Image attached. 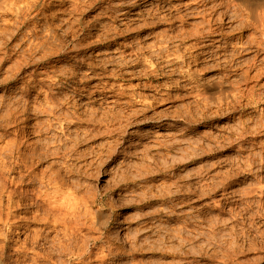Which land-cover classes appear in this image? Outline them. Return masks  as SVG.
<instances>
[{
  "label": "rangeland",
  "instance_id": "obj_1",
  "mask_svg": "<svg viewBox=\"0 0 264 264\" xmlns=\"http://www.w3.org/2000/svg\"><path fill=\"white\" fill-rule=\"evenodd\" d=\"M50 1L59 12L67 10L60 15L59 20L53 22L61 25L59 33L63 34L67 28L66 21L69 17L72 19L67 14L69 3L58 7L61 0ZM120 1L128 2V5L118 8ZM131 1L106 0L103 5H112L109 7L111 13L108 10L107 15H118V19L128 18L124 20L126 24L121 26V31L113 32L114 35L109 37V44L97 45L98 37L86 36L96 31L90 32V28H87L82 34V31L78 32L84 39L81 41V46L85 44L83 50L75 51L72 56L69 55L70 58L64 57L59 62L52 60L50 65L54 66L51 70L58 69V73L75 70L76 80L72 79L74 83L69 81V87H57L67 81L64 77L60 83L52 84L51 80L56 78L53 73L51 80L44 73L29 76L28 72L32 68L20 74L21 77L27 75L25 81L4 85L2 79L6 76V70L14 63L7 62L1 66L0 143L3 145L9 140H27L32 144L48 142L49 151L46 150V159L40 168L51 164L47 166L50 172L52 168L59 170L68 189L71 188L78 195L77 199L86 204L89 201L87 206L92 211L106 214L107 223L102 235L97 230L86 233L83 244L93 248L91 257L75 263L72 253L77 251L71 253L69 250H59L53 242L46 245L48 248L45 251V243L41 241L38 248L34 244L37 251L14 252L18 236L15 233L8 237L4 235L7 227L4 215L7 211L3 209L5 214L2 213L0 219V248L3 249L4 245L5 248L4 251L0 250V255L3 254L0 264H34L33 255L37 264H99L103 256L106 264H264V218L261 220L259 216H253L256 210L264 211V198L261 200L259 188L264 185V129L260 133L240 135L242 131L245 132L243 126L253 128L262 117L264 100L250 104L246 97L240 100L232 113L233 110L224 111L227 110L224 105L219 106L218 101L223 99L216 89L209 91L211 99L205 104L204 100L197 97L195 88H189L182 74L167 76L169 69L179 67L178 57H185L189 46L195 42L193 38L196 31L204 26L202 15L194 11L198 0H142L145 1L142 6ZM155 4L164 5V12L159 10L156 15L149 14L152 9L155 10ZM248 4L249 8L257 12L264 10V0ZM85 9L86 14L75 16L82 19V25H87L89 20L94 21V16L101 10L98 5ZM125 9L127 14L119 15ZM224 10L217 11L214 19ZM181 15L184 16L182 19ZM103 16V13L99 14L98 21L94 22L114 23L115 26L117 22L120 24V21L113 22L112 18ZM211 17L207 15V19ZM224 18L225 31L231 35L225 41L237 47L242 44L250 46L241 57L243 69H249L254 63H260L263 67L264 50L257 52L252 47L257 34H254L251 26H240L242 19L246 20V15L239 19L229 16ZM101 33L96 32L98 35ZM71 39L67 38V42ZM87 43L90 48H86ZM165 47L171 49L173 55L167 51L164 56L160 49ZM205 57L197 62L189 58L184 61L182 58L181 68L198 70L199 80H216L221 76L215 70L218 68L217 62L224 57L216 61L204 59L203 63L198 64ZM89 62L95 64L94 68ZM156 66L160 70L165 67L164 71L155 72ZM243 76L242 71H238L230 76V80L241 81L242 78L244 80ZM39 80L45 81L41 92L37 86ZM174 80L185 86L178 88ZM103 84H106V89L113 88L112 92L105 93L106 96L114 95L108 97L106 102L99 99L103 98L102 95L90 93L100 90ZM246 87L255 88L252 93L254 97L264 94V74L257 79L251 77L242 81L240 90L247 93ZM77 88L82 91L76 95ZM46 94H54L57 100L51 102ZM73 103L76 108H73ZM46 104L52 108L55 106L57 115L65 113L61 115V120H69L70 123L63 121V127L60 128L54 116L48 114L54 109H45L48 106ZM9 110L13 111L12 114ZM71 111L77 113L72 115ZM106 112L110 114L107 116ZM68 115H71L70 119ZM49 124L54 128L52 131L48 130ZM26 130L28 135L24 134ZM8 159L7 162L13 160L10 157ZM0 199L3 204L7 202L6 196H0ZM15 222L12 220L8 224L14 225ZM33 226L36 229L43 228L40 225ZM117 228L123 231L122 235H114ZM94 236L102 238L95 241ZM19 239L21 244L25 235ZM64 243L71 241L65 240ZM39 252L46 257H42Z\"/></svg>",
  "mask_w": 264,
  "mask_h": 264
},
{
  "label": "bare ground",
  "instance_id": "obj_2",
  "mask_svg": "<svg viewBox=\"0 0 264 264\" xmlns=\"http://www.w3.org/2000/svg\"><path fill=\"white\" fill-rule=\"evenodd\" d=\"M109 1H111V0H109ZM132 1H131V3L137 4L140 6H142V4L145 2L142 0H132ZM252 1L258 2L259 0H198L197 6L195 7L196 9L194 11H197L198 14L202 15V17H203L202 24L204 26L201 27L202 29L198 28V30L196 31L195 36L193 38L195 40V42L192 43L191 46H189V49L186 52L185 57L184 58L181 56L178 57L179 60L177 61V63H179L178 64L179 67H174L172 69H169L167 72L165 71L166 73H168L167 76H171V75L176 76V73H178V74H182L184 77H186L185 80L188 81L189 88H191V87L195 88V92L197 93V97L204 100L205 104H207L208 100L211 99V96H209V94H208L209 91H211L212 89H216V91L221 94V99H223V101H224V102L218 101L219 106L221 107L224 105L225 109H227L224 111L233 110L232 113L235 112L236 105L242 99L248 98L247 101L250 104H257L260 101L264 100V94H259L257 97H254L252 95V93L255 92V88H249L248 89L246 87L245 91H247V93L242 92L240 90V85H241L242 81L249 80L251 77H253L255 79L260 78L264 74V66L261 67L260 63L259 64L254 63L250 66L249 69L244 70L243 69L244 65H243V61L241 60V57L243 55V52L246 51L247 49H249L250 46H247V44H245L246 46L242 44L239 47H237L236 45H232L231 43H228L225 41L226 37H230L231 35L227 34V32L225 31V28H226L225 24L226 23H225L224 16H229L230 18H234V17L238 18V17H242V15H246V20L242 19L243 21L240 22V26H242L243 28H247V26H251L255 31L254 34L255 33L257 34L256 38H254V40L252 42L253 43L252 47H255L257 49L256 50L257 52H259L260 49L264 50V10L257 12L255 10L249 8L248 5H250V4H248V3H251ZM137 2H139V3H137ZM67 3H69V5H67ZM105 3H106V0H61L58 7H64L67 5L66 8L69 9L67 14H69V16L72 17V19H70V17H69L68 22L66 21V23H65L67 28L63 31V34H60L59 30L62 29V28H60L61 25H58L57 23L55 25L53 22L59 20L60 15L62 16L63 14H65L67 10L59 12L60 10H56L55 5L54 6L52 5V1H50V0H0V73H1V66L3 63H7V62H10V63L13 62L14 63L12 66H9L7 68L6 76L4 75L5 78L2 79L5 82L3 84L6 85L9 83H17L19 81H25L24 78L27 75H23L21 77L20 74L23 73L24 70H28V69L32 68L31 72H28L29 76H34L36 74L40 75V74L44 73L48 77V79L51 80V78L53 76L51 74L53 73L56 78L53 77L54 79L51 80L52 84H57L60 81V79L64 77L67 81H65V82L61 81L62 83L59 82L60 86H57V87H59L60 89L69 87L70 86L69 81L74 83V81H72V79L76 75L74 73L75 70L74 69H70L69 71L65 70V72H63V73H58L59 70L55 69V68L51 70V67L53 68V66H54V65H50L52 60L55 59L56 62H59L64 57L70 58L73 55L72 54L73 52L81 51L84 49V48H82V46H84L85 44L81 46V44H83V43H81V41L82 40L84 41V39H82L78 35L79 31H82L81 34L84 33L83 30H86L87 28L88 29L90 28L89 29L90 32L102 31V33L99 35L96 34V32H95V33H88V34H86V36L87 37H91V36L98 37L99 38L98 39L99 44H97V45L105 46V45H107L106 43L109 44L111 42L109 37L114 35L113 32L119 33V31H121V26L126 24V22H124L125 19H128L126 17L125 18L122 17L121 19H118V15H116V16L115 15L114 16L107 15L108 10L110 11L109 7L112 5H109V3H108L109 7H104L103 5ZM127 3L128 2L123 1V2L119 3L117 5V7L119 8V7L127 6L128 5ZM97 5H98V8L101 10L99 11V13L97 15L94 16V18H96L94 20L95 22L98 21L97 19L100 17V16L98 17V15L103 13L104 16L102 18H109L110 17L113 19V22L114 21L115 22L120 21V24L117 22V24L115 26L114 23L113 24L108 23V22L107 23H105V22L104 23H101V22L95 23L94 21L89 20L86 22L87 25H82L84 23L82 21V19H78L75 17L76 15H79V14H81V15L86 14L87 10L85 8L91 9V8L97 7ZM115 6H116V4H115ZM154 7H155V10L152 9L150 11L149 9H151V8L148 9V11H150L149 14L151 13V14L156 15V13H159V10H160V12H162L163 9H165L164 5L162 6L161 4H157V5L155 4ZM224 8H225V10L223 12H220V14H219L220 16L217 17L216 19H214V15L217 13V11L222 10ZM127 12L128 11L125 9L119 15H125V14H127ZM105 13H106V15H105ZM110 13H111V11H110ZM207 15H209L210 17L212 16V17L207 19ZM182 17H184V16L181 15V19H182ZM153 21H154V19H153ZM62 23H64V22H62ZM215 24H217L216 27L213 26ZM77 26H79V27L77 28ZM67 38H72V39L69 40L70 42L69 41L67 42ZM223 40H224V42H222ZM104 41H107V42H104ZM217 43H220V44L216 45ZM222 43H223V45H222ZM87 45H88V43H87ZM89 45L86 48H90L91 46H89ZM160 50H161L160 52H162V54L164 56H165V52L171 51V49L166 48V47L161 48ZM169 53H166V54H169ZM17 54H19V56ZM171 54H172V51H171ZM69 55H71V56H69ZM17 56L19 57L18 59H17ZM113 56H115V55H113ZM202 57H205V58H203L200 62H198V64L203 63L204 59H206L208 61H216V59H219V58L221 59V57H224L220 62L219 61L217 62L218 68L215 70L219 71L221 76L218 78L216 77L217 78L216 80H213L211 82L209 80H204V81L199 80L197 78L198 74H199L198 70H194V69L192 70L191 68H189V69L181 68L180 63H181L182 58L184 59V61L189 58L193 62H197ZM72 58H74V57H72ZM163 61H165V60H163ZM262 61H264V59ZM168 62L170 63L171 61L168 60ZM168 62H166V63H168ZM189 63H190V61H189ZM89 64L94 68L95 64L93 65V63H91V62H89ZM163 64H165V63H163ZM171 64L172 63H170L169 65H171ZM153 66H154V64H152V67ZM76 67H80V66L77 65ZM164 68L165 67H163L160 70V67L156 66L154 71L155 72L164 71ZM71 71H73V72H71ZM238 71H242V74L244 75L243 76L244 80H243V78L241 79V81L230 80V76L234 75ZM251 72H254L252 76H250ZM4 74H5V72H4ZM109 76H111V75H109ZM1 78H3V77H1ZM149 78L151 79L152 77H149ZM40 80H43V79L40 78ZM45 80H47V79H45ZM185 80H182V81H185ZM174 81L177 84L178 88H183L185 86V85H181L178 80H174ZM44 85H45V81H40V83L37 84V86L40 87V88H38L39 92L42 91L41 88ZM81 88H83V87H81ZM106 88H107L106 84H103V86L101 87L100 90H98V91L96 90L94 92L91 91L90 93H91V95L94 93L102 95L103 98H99V99H102L104 102H106L108 97L114 96L111 94L109 96H106V94H105L106 92H108V91L112 92L113 91L112 87H110V89H106ZM75 90L76 91L74 94H76V95L79 94L78 93L79 91H82L78 88ZM54 94H48V95L46 94L47 98L53 103L57 100V97L55 96L56 94L55 95ZM63 96H65V95H63ZM71 97H73V96H71ZM77 99H78V97H77ZM67 104H69V102ZM46 105L49 106V104H46ZM48 106H46L47 108H45V109L52 108V107H50L51 105L49 107ZM53 106H54V104H53ZM59 106H58V108H59ZM54 107L52 109H54ZM66 107H68V105H66ZM31 108L34 109V107H31ZM73 108H76L75 103H73ZM9 109H11V107ZM37 109H36V111H37ZM59 110H60V108H59ZM61 110H62V108H61ZM9 111H10L9 113L12 114L13 111L12 110H9ZM36 111H34V112H36ZM31 112H33V111H31ZM41 112H43V111H41ZM4 113H6V112H4ZM45 113H47V112H45ZM56 113L57 112H55V109H54V111L53 110L48 111V114L50 116H54L53 119L57 120V123L59 124L60 128H62L63 127V121L69 122V120H63V121L61 120V115L65 114V113L62 112L63 114H61V115H60V113L58 115ZM70 113L72 115H74L75 113H77V111H74V112L71 111ZM66 114H68V113L66 112ZM108 114H110V113L106 112L107 116H108ZM218 114L219 113H216V115H218ZM34 115H36V114H34ZM106 115H105V117H106ZM13 116H15V115H13ZM70 116H69V119H70ZM80 116H81V113H80ZM3 118H5V116ZM68 122H65V124ZM39 123H35V124H39ZM49 125L50 126L48 127V130L52 131V129H54V128L52 127L51 124H49ZM53 125H54V123H53ZM18 126H19V124H18ZM54 127H56V125ZM243 127L244 128H242V129L245 132L242 131L240 135H246L247 132H249V133H260L264 129V113H263L262 117L259 120H257L255 127H253V128H249L248 126H243ZM58 129H59V127H58ZM25 133H27V135H28L29 132L26 130V131H24V134ZM30 133H33V132L30 131ZM22 135H23V132H22ZM52 135L55 136V134H52ZM1 139L2 138L0 136V142L2 141ZM61 140L62 139H60V141ZM66 140H67V138H66ZM31 142H34V141H31ZM37 143H39V142H37ZM47 143L48 142L40 141L39 144H36V143L32 144V143H29L27 140L25 142H23V141H17L16 142L13 140L12 141L9 140V141H6L3 145L0 143L1 144L0 145V196L1 197H4V196L7 197V199H6L7 204L4 203L6 206H4L2 199H0V219H2V215L5 214V213H3V209H5V211H7L6 214L4 215L6 217L5 219L7 221L6 232L4 233V235L6 237H8L11 234L15 233L18 236L15 239L16 244H14L15 245L14 250H13L14 252L15 251H18V252H21V251H37L38 250V249L36 250V248H38L37 245H39L41 241L42 242L44 241V243H45V249H44V251H45L48 248L46 245L51 244L53 242L52 244H55L57 247H59L60 248L59 250H69V251H71V253H72V251H74V252L77 251V253H75V254L72 253V255L74 257L73 259H74L75 263H80V262H83L84 261L83 259H85V258L90 259L91 251L93 250L92 247L89 248V246H85V244H83L85 242V238L87 237L86 233L91 234V233H94L95 230H97L102 235L103 231L105 229V225L107 223V219H105L106 214H104L103 212L92 211L87 206L89 201L87 202V204L85 202L81 203L76 197L77 194H74L70 190L71 188L68 189L69 187L66 186L67 183H65V181L63 180L64 178L61 177L59 170H57V169L54 170L53 168H52L51 172H50V169L48 170V167H50V165H51L50 163H49L50 165H47L48 167L46 165H44L45 166V167L43 166L44 168H40V166H42V163L46 159L45 153H47L49 151V149H47ZM52 146H54V145H52ZM65 147H63V148H65ZM56 149H58V146ZM46 150H48V151L46 152ZM60 153H62V152H60ZM56 154L58 155V153H56ZM9 157H10V160H11V158H13V160H11V162H7V160H9L8 159ZM73 157H75V156H73ZM60 165H62V164H60ZM69 178H70V176H69ZM223 181H225V180H223ZM216 186H217V184H216ZM202 188H204V187H202ZM259 188H260V192H261L260 198L262 200L264 198V185H261ZM198 190L201 191L200 189H198ZM261 208H262V206H261ZM21 213L24 215L21 216ZM253 216L254 217L259 216L260 219L264 218L263 209L256 210L255 213H253ZM12 220L16 221L14 223V225H12L13 223L8 224V222H10ZM19 222L21 224H19ZM32 224L33 225H40L43 228H40L41 230L36 229ZM253 224H255V223H253ZM122 233H123V231L120 228H117L114 232V235L118 236V235H122ZM22 235H25V239H23L21 244H19V242L21 241L19 239V237ZM96 236H94L95 241L98 240L99 238H102V237L96 238ZM0 237H1V235H0ZM4 240H6V239H4ZM65 240H69V241H71V243H64ZM29 244H31L32 246L29 247L28 246ZM34 244L37 246L36 248H35ZM3 247L5 248V245ZM39 247H41V246H39ZM95 248L96 247H94V249ZM3 249L0 248V250H3ZM101 251H104V250L101 249ZM108 251H110V250H108ZM40 252H39V254L42 257H46L44 255V253L41 254ZM26 253H25V255H26ZM37 253L35 252L34 254H37ZM1 255H3V254H1ZM33 256H31L32 260L34 261L33 263L37 264V262L35 261L36 258ZM87 261H89V260H87ZM11 262H13V261H11ZM3 264H5V263H3ZM13 264H17V263H13ZM18 264H21V263L19 262ZM99 264H106L105 256H103V258L100 259Z\"/></svg>",
  "mask_w": 264,
  "mask_h": 264
}]
</instances>
